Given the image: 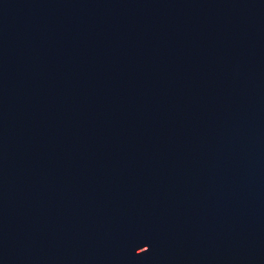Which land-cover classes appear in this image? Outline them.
Segmentation results:
<instances>
[{"label": "water", "instance_id": "95a60500", "mask_svg": "<svg viewBox=\"0 0 264 264\" xmlns=\"http://www.w3.org/2000/svg\"><path fill=\"white\" fill-rule=\"evenodd\" d=\"M0 264H264V0H0Z\"/></svg>", "mask_w": 264, "mask_h": 264}]
</instances>
